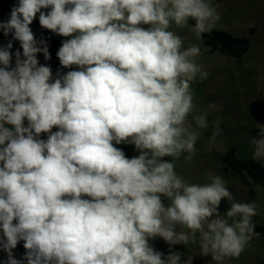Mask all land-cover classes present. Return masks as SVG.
<instances>
[{"label": "clouds", "instance_id": "obj_1", "mask_svg": "<svg viewBox=\"0 0 264 264\" xmlns=\"http://www.w3.org/2000/svg\"><path fill=\"white\" fill-rule=\"evenodd\" d=\"M218 7L213 0H17L0 22L22 48L13 66L12 41L0 47L6 264H22L13 254L20 241L27 264H181L172 246L189 244L214 264L240 257L255 233L256 202H234L221 215L222 199H233L221 175L209 171L201 184L175 171L182 154L192 160L209 110L219 106L198 110L192 83L209 73L197 63L199 45L185 47L172 28L188 26L199 41L220 20ZM37 14L42 28L71 37L56 53L69 70L55 78L37 59H51L47 41L30 28ZM257 129L252 159L264 162V124ZM220 135L216 121L209 150ZM121 144L139 155L128 158ZM156 237L168 255L150 245Z\"/></svg>", "mask_w": 264, "mask_h": 264}, {"label": "rangeland", "instance_id": "obj_2", "mask_svg": "<svg viewBox=\"0 0 264 264\" xmlns=\"http://www.w3.org/2000/svg\"><path fill=\"white\" fill-rule=\"evenodd\" d=\"M213 3L219 5L217 11L221 16L213 30L220 29L235 37L249 38L250 49L243 58L232 59L204 47L203 37L196 40L188 26L180 28L173 25L172 30L183 38L185 47L199 45L201 55L197 57V63L209 73L203 82L197 79L192 83L194 103L200 111L207 109L209 104L219 106L218 109L209 110V127L202 131L192 160L186 161L187 153L182 154L175 161V171L190 183L201 184L206 182L205 174L209 171L221 175L228 182V190L233 198L231 201L222 199L218 208L221 215L226 214L234 202L255 201L258 207L253 222L255 226H264V189L243 186L237 178L225 173L223 165L224 156L231 149H235L239 157L251 159L250 138L258 136L257 125L264 124V0H213ZM10 40L13 43L10 51L14 66L15 52L19 50L22 53L19 41L0 39V47H5ZM37 59L41 65L51 67L55 78L52 58L46 61L41 53ZM216 121L220 122L222 135L217 137L216 145L209 150L207 141ZM52 131L57 129L53 128ZM47 136V133H42L39 138L46 140ZM117 147L133 157L139 155L134 145L121 144ZM164 159L170 161L172 158ZM23 243H18L13 254L22 264H27L23 259L26 251ZM149 243L156 251L169 254V245L162 238L150 239ZM172 250L182 253L181 264L189 255L192 256V264H214L211 256L199 255L197 245H175ZM6 260L7 253L0 249V264H6ZM227 264H264V236L254 234L240 257L229 259Z\"/></svg>", "mask_w": 264, "mask_h": 264}, {"label": "trees", "instance_id": "obj_3", "mask_svg": "<svg viewBox=\"0 0 264 264\" xmlns=\"http://www.w3.org/2000/svg\"><path fill=\"white\" fill-rule=\"evenodd\" d=\"M17 3V0H0V22H6L9 19L11 8ZM47 11V10H43ZM39 14L30 25L37 40L44 39L48 43L50 56L53 60V69L56 73L58 70L61 73L67 72L69 69L61 68L58 57L56 55L62 42L71 37L59 36L50 30L44 29L39 25ZM191 24L194 21L190 20ZM12 35L4 36L3 30H0V39H11ZM203 45L214 53L227 56L232 59L243 58L250 49V39L246 37H235L228 32L220 29L212 30L210 33L203 34ZM71 70H78L75 67ZM128 158H133L131 154L125 153ZM224 171L230 174L245 187L248 188H263L264 189V164L261 161L254 159H243L239 157L235 149L229 150L223 159ZM248 177L252 178V183H249ZM264 236V226H255V233Z\"/></svg>", "mask_w": 264, "mask_h": 264}]
</instances>
